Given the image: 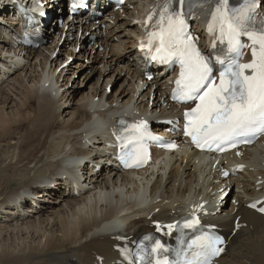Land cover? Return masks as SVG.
I'll return each instance as SVG.
<instances>
[{"label":"bare ground","instance_id":"1","mask_svg":"<svg viewBox=\"0 0 264 264\" xmlns=\"http://www.w3.org/2000/svg\"><path fill=\"white\" fill-rule=\"evenodd\" d=\"M62 2L51 0L45 6L52 21L59 18L55 9H65ZM54 3L58 4L57 8H53ZM165 3L166 0H128L122 10L112 12L99 22L91 38L82 35L93 25L81 24V34L77 29L74 31L75 21L69 18L63 19L60 28L53 27L57 31V44L49 50L50 55H54L63 40L74 50L66 53L67 57L84 58L101 67L97 81L89 86L87 94L70 102L74 110L65 122L59 119L62 105L57 102L62 87L55 88L61 76L54 77L53 81L56 63L59 66L63 63L57 58L59 55L50 59L43 55L41 47L24 53L27 61L35 57L39 64L36 67H41L42 74L26 78V82L30 80L33 84L32 88L20 83L19 97L15 95L18 106L7 118L4 107L15 102L0 90V142L10 138L18 140L15 152L3 165L4 170L1 169L4 174L0 182L4 187L12 181L20 182L17 191L0 199V208L4 207L0 210V264H122V246L151 231L155 222L170 223L178 219L193 203L196 210L201 204L213 206L208 223L229 237L214 264H264V217L245 206L253 197L264 195V138L252 148L241 149V156L227 154L207 161L197 153L173 154L159 166L139 173H122L104 146L112 122L118 115L127 113V109L145 119L154 115L171 121L178 118L179 110L165 97L164 82L141 80L136 58L143 14L153 12L155 17ZM209 11L207 8L195 11L196 20L204 21ZM50 26L49 22L47 27ZM51 35L46 32L44 40ZM86 44L90 46L89 51ZM95 47H104V54L92 52ZM2 48L14 49L10 42ZM16 51L13 54L20 55ZM49 63L54 69L45 72ZM0 64H6L11 70L20 66L16 60L7 64L1 57ZM101 81H104L103 87H99ZM119 81L118 88L110 91L111 84ZM75 94L72 90L71 100ZM97 123L105 129L93 130L92 125ZM171 125L156 120L151 127L157 135H163ZM92 144L98 156L91 159L93 151L85 146ZM72 156L93 161L91 167L84 163L85 181L78 196L66 193L61 182L62 170ZM238 166H243L242 171L233 178L232 167ZM232 184L236 187L231 192L237 204L223 211L220 208L222 216L217 201ZM42 186L35 197L43 204L34 209L20 207L27 214L38 211H33L38 213L34 219L23 222L21 218L27 214L16 211L11 202L19 200L28 190ZM47 202L60 205L56 211L47 213L45 208H50L45 205Z\"/></svg>","mask_w":264,"mask_h":264},{"label":"snow or ice","instance_id":"2","mask_svg":"<svg viewBox=\"0 0 264 264\" xmlns=\"http://www.w3.org/2000/svg\"><path fill=\"white\" fill-rule=\"evenodd\" d=\"M209 2L212 0H166L146 42H141V50L146 48L151 59L157 62L179 63L180 74L172 98L196 102L195 107L184 113V134L191 137L198 148L224 151L226 147L250 144L264 135V18L257 14V0L237 3L214 0L208 32L213 41L218 40L226 47L206 56L195 46L186 19L197 3ZM154 15L150 14L144 23L152 21ZM242 37L251 41L252 59L247 63L240 62L243 49L248 47ZM212 47L216 49V43H212ZM213 64L220 68L218 82L213 75ZM125 131L129 132L128 136L118 137L124 149L121 159L126 166H141L147 162L143 143L147 135L145 122L130 125ZM165 146L174 148L176 145ZM129 160L134 163H128ZM259 211L264 212V207ZM197 224L199 219L193 218L184 226L191 228ZM222 243L219 237L211 234L197 237L188 246L195 249L194 259L186 264H212L213 258L224 251L218 246ZM161 249L163 245L157 241L152 252ZM155 264H169V261L165 258L156 260Z\"/></svg>","mask_w":264,"mask_h":264},{"label":"rangeland","instance_id":"3","mask_svg":"<svg viewBox=\"0 0 264 264\" xmlns=\"http://www.w3.org/2000/svg\"><path fill=\"white\" fill-rule=\"evenodd\" d=\"M51 22H53V21H51ZM51 22H50V24H51ZM55 26L58 27L57 24ZM61 26H62V24H61ZM60 27H58V28H60ZM77 27L78 26L75 25L74 31H76L75 29H77ZM52 28H53V26H52ZM52 31H54V30H52ZM56 33H57V31H55L53 33L51 32L50 34H52V35L45 39L44 44L42 46H37L35 49L41 47L40 51L43 52L44 56L45 55L49 56L50 59H51V57H56L57 55H59L57 58L59 59V61L61 60L63 62L60 66H59L58 62L56 63L57 65H55L56 68L54 70L53 81L55 80L54 77L57 76L59 78L61 76L60 79L58 80V84L55 85V88L58 87L59 85H61V87H62V88H60V92L58 94V96L59 95L60 96L58 97L57 102L60 105V107L62 105V107L59 111V119L61 118L60 120L65 122V120H67V118L71 117V113L74 110V107L71 106V103L76 102L79 98H81L83 96V94H87L89 86L97 81L98 74H99L98 72L101 71V69H100L101 67L99 66L100 64H91L89 62H86L84 60V58L77 60V59L67 57L66 53H69L71 51L73 52L74 50L72 49L70 44H64L63 40H61L59 42L60 44H58V48L54 50V52H53L54 55L53 54L50 55L49 50H52L55 47V45L57 44V40L55 42ZM0 40H1V42H0V44H1V46H0L1 60L3 59L5 61H7V64L9 62L15 61V60L20 63V66L17 67L15 70H11L9 67H6V64H5V69H2L0 72V74H2V75H0V77L1 76L3 77L5 74V76H4L5 78L3 77V80L0 79V81L2 80L0 82V90L3 91L5 94L10 95V97H12L13 102H15V105H13L11 102L7 105V107L6 106L4 107V113H5V116L7 118L8 116H10V115H8L10 113V111H12L13 109H16V107L18 106L19 100L17 101V98L19 97L18 93L20 92L19 91L20 90V86H19L20 83H23V82L26 83L27 85L26 84L25 85L28 88H30L29 86H31V85H32L31 88L34 87L33 84L30 82V80L26 82V80H27L26 78L29 75H31V77L33 76V77L37 78L39 74L40 75L42 74V71H41L42 69L40 66L38 68L36 67L39 64H38V61L35 62V59H34L35 57L34 58L31 57V59H29L27 61L23 58L24 55L19 53L18 51H16V52L20 55L15 56V54H13V50H11L12 51L11 52L10 50H5L4 48H2V45L7 44V43L4 41V38H2L1 34H0ZM59 49L62 50L61 54H59V52H58ZM103 49H104V47H100L98 49H97V47H95L92 52L96 51L97 53H100L102 55V54H104ZM98 50H100V51H98ZM19 51H21V50H19ZM87 51H89V48H87ZM106 52H108V51H106ZM86 53L87 52L84 53L85 57H87ZM105 55L108 58L109 55L108 54H105ZM34 56H37V54H35ZM41 57H40V59H41ZM91 57H92V55H91ZM105 59H106V57H105ZM9 60H11V61H9ZM14 64H16V62H14ZM112 68L114 69V66H112ZM52 69H54V67H50V63H49L48 66L46 67V70L43 69V71L44 70H45V72L50 71V70L52 71ZM113 69H111V71H113ZM6 75H8V76L6 77ZM64 79H65V81H63ZM103 82L104 81H101V83L99 84V87H103V84H104ZM120 83H121V81L115 83L114 85L111 84V86L109 87V90L110 91L115 90L116 88H118ZM63 84H64V86H62ZM53 85H54V82H53ZM71 87H72V89H71ZM72 90L75 93H77V94H75L73 100H71ZM15 95L18 97H16ZM66 99H68V102L64 103V101H66ZM55 100H57V98H55ZM66 107H69V108L65 109ZM65 110H68V111L65 112ZM6 111H7V113H6ZM68 112H70L69 115H68ZM17 141L18 140H16V138H10V139H7L5 141L0 142V176H2L4 174V172L2 170H4V166L6 165V163L9 162L10 157L15 152V149H16L15 146H17ZM19 183L12 181V183H10V185H8L7 187H4V186H2L3 184L0 182V199H2L4 196H6L8 194H11L13 191H17L20 188V185H18ZM228 198H229V196H228ZM50 203L51 202L45 203V205L50 207V208H45L47 213H51L52 211H56L58 209V208H56V206H58L59 203H55V204H52V203L50 204ZM36 204L39 207L41 204H43V202H41V201L37 202L36 201ZM229 206H230V202H229V205L227 204L225 207L229 208ZM26 207H28V206H25V208ZM27 209H29V208H27ZM33 211L38 212L36 210H33ZM33 211L28 212V214H27V212H25L27 214V217L21 218V219H23V222L34 219L33 217H35L36 216L35 214H38V213H33ZM46 212H45V214H47ZM24 237L25 236H22V238H24Z\"/></svg>","mask_w":264,"mask_h":264}]
</instances>
